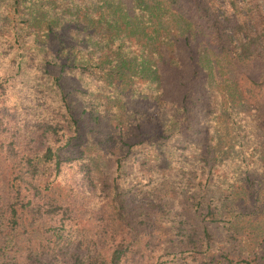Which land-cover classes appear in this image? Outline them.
I'll list each match as a JSON object with an SVG mask.
<instances>
[{"label":"trees","instance_id":"trees-1","mask_svg":"<svg viewBox=\"0 0 264 264\" xmlns=\"http://www.w3.org/2000/svg\"><path fill=\"white\" fill-rule=\"evenodd\" d=\"M259 199L264 0H0V264H264Z\"/></svg>","mask_w":264,"mask_h":264},{"label":"rangeland","instance_id":"rangeland-1","mask_svg":"<svg viewBox=\"0 0 264 264\" xmlns=\"http://www.w3.org/2000/svg\"><path fill=\"white\" fill-rule=\"evenodd\" d=\"M259 203L262 202V204H259V208H258V213H257V218H259V220L261 221V219H264V199H259L258 200Z\"/></svg>","mask_w":264,"mask_h":264}]
</instances>
